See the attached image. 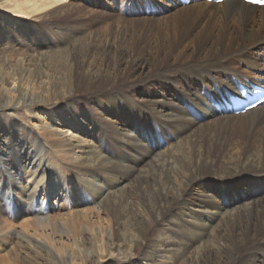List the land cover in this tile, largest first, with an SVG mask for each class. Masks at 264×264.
I'll return each mask as SVG.
<instances>
[{"label":"bare ground","instance_id":"6f19581e","mask_svg":"<svg viewBox=\"0 0 264 264\" xmlns=\"http://www.w3.org/2000/svg\"><path fill=\"white\" fill-rule=\"evenodd\" d=\"M7 1L0 264H264V103L213 106L264 86V40L230 63L191 60L249 45L264 7Z\"/></svg>","mask_w":264,"mask_h":264},{"label":"rangeland","instance_id":"374dc122","mask_svg":"<svg viewBox=\"0 0 264 264\" xmlns=\"http://www.w3.org/2000/svg\"><path fill=\"white\" fill-rule=\"evenodd\" d=\"M4 1H5V3H4ZM4 1H0V8H2L4 11H8V12H10L11 14H13V15H19L18 13H16V12H12V10H11V8L12 7H9V1H7V3H6V0H4ZM63 1L64 2H67L68 0H62V3H63ZM144 2H145V0H144ZM7 4H8V6H7ZM29 5V4H28ZM106 10H108L107 8H105ZM252 11H254L256 14H261L262 13V11H263V9L262 8H250ZM146 16H149L150 14H152V15H154V12L150 9V8H146ZM148 11V12H147ZM242 11H244V9H242ZM142 15H144L143 13H142ZM26 17V16H25ZM31 17H33V16H31ZM250 25L251 24H249L248 25V27H250ZM257 27V26H256ZM261 40H264V29L263 30H261L260 31V34H259V36H258V38H255V39H253L251 42H250V44L249 45H247V46H245V47H242L241 49H239V48H236V51L235 52H233L232 54H233V56H232V54H230L231 52L230 51H225V52H223V53H219L220 55H218V54H216V56H214L213 58H203V57H196V58H192L191 60H193L192 61V63H194V62H201V63H204V64H212L211 62H212V59H214V60H216V59H218V61H219V65H221V62L222 61H227L228 63H230V62H233L235 59V56H237V55H240V54H247L246 53V50H247V48L248 47H250L251 45H253L255 42H260ZM252 42H254V43H252ZM233 49V48H232ZM200 58H203V59H200ZM179 60H181V59H179ZM211 60V61H210ZM188 61H190V60H188ZM236 61V60H235ZM204 64H201L202 65V67L204 66V70L206 69V65H204ZM187 65H189V64H186L185 65V69L187 70V72L189 73V70H191ZM218 65V66H219ZM218 66H209V67H211V68H217ZM172 70H176V68H173ZM186 70H184L183 72H172V71H170V72H164L167 76H169V77H173V76H175V77H178V78H180L181 76H182V74H187V72H185ZM187 75H191V74H187ZM152 79V78H151ZM165 80V79H164ZM166 81V80H165ZM165 81H161L160 83H165ZM157 84V83H156ZM159 84V83H158ZM140 85L141 84H139L137 87L138 88H140ZM134 88H136V87H132V89H134ZM137 88V89H138ZM143 90H140V94H142L143 95V92H142ZM88 95H89V93H88ZM144 95H145V92H144ZM222 98V97H221ZM220 98V99H221ZM220 102V100H218L217 101V103H219ZM180 104V103H179ZM249 175V174H248ZM213 176V177H212ZM215 176V177H214ZM209 184H211V182H213L214 180L215 181H217L218 179H219V177H217V175H213V174H210L209 176ZM193 193V194H192ZM40 196H42V194L40 193ZM196 196H198L199 197V195H197V193L195 192V191H192L191 192V194H190V198H192V197H196ZM84 197V196H83ZM85 198V197H84ZM88 205H86V206H89V205H91L89 202H86ZM81 207H85V205H81ZM153 235V232L150 234V236H152ZM97 259V256H90V257H88V258H86L85 259V264H117V261H112V260H106V259H104V261H97L96 260Z\"/></svg>","mask_w":264,"mask_h":264},{"label":"snow or ice","instance_id":"6c2138e0","mask_svg":"<svg viewBox=\"0 0 264 264\" xmlns=\"http://www.w3.org/2000/svg\"><path fill=\"white\" fill-rule=\"evenodd\" d=\"M254 2H264V0H254Z\"/></svg>","mask_w":264,"mask_h":264}]
</instances>
